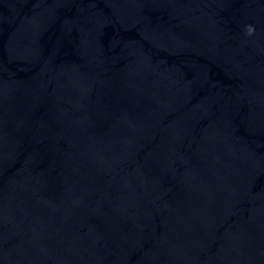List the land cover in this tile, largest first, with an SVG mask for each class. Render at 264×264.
<instances>
[{
	"label": "water",
	"instance_id": "water-1",
	"mask_svg": "<svg viewBox=\"0 0 264 264\" xmlns=\"http://www.w3.org/2000/svg\"><path fill=\"white\" fill-rule=\"evenodd\" d=\"M0 264H264V0H0Z\"/></svg>",
	"mask_w": 264,
	"mask_h": 264
}]
</instances>
